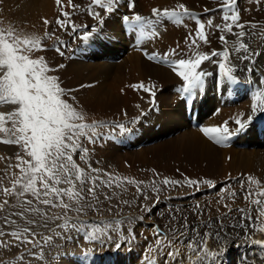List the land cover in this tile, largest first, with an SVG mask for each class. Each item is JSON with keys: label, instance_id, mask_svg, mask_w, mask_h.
Instances as JSON below:
<instances>
[{"label": "bare ground", "instance_id": "1", "mask_svg": "<svg viewBox=\"0 0 264 264\" xmlns=\"http://www.w3.org/2000/svg\"><path fill=\"white\" fill-rule=\"evenodd\" d=\"M73 2L82 5L83 9L90 0H73ZM177 3H184L190 11L197 12L196 14L205 22L208 18H213L215 23H222L219 12L204 14L203 11L205 7L217 9L219 5L216 0H135L136 7L133 11L152 18L153 7L173 9ZM62 4L64 10L71 11L67 0H62ZM236 7L240 10L242 21L251 20L264 25V6L257 5L255 0H238ZM124 12L132 14L127 7V0H121L119 11L109 17L93 37L85 42L79 39L85 29L82 28L75 35H69L57 27L55 20L59 15V9L55 0H0V29L6 31L11 28L21 36L43 37L46 30L43 20L48 19L51 21L48 30L55 32V35L66 43L64 57H60L52 50L36 55L46 56L53 66L65 65L53 74L61 78L65 88L77 89L72 94L77 97L79 107L86 116L85 122L97 121L104 124V127L97 129L99 135L94 145L84 141L89 149V156L87 161H80L78 158V163L82 169H85V176H100L107 180L109 177L105 173H108L114 181H121L120 187H116L115 182L112 187H105L97 181L96 197L104 206L103 209L132 208L133 212L132 223L129 225H132L137 235L135 244L120 243L121 247L117 249L113 240L109 239L94 247L82 249L81 246L85 244L82 241L83 237L78 235L82 241L79 245L70 243V240L63 241L59 244L60 248L52 249L56 254L48 257L47 263L151 264V261L155 260V264H164L167 259L166 251L172 249L149 251L150 248L156 247L154 243L157 237L153 235L154 226H158L162 234L170 237L169 230L177 228L183 222L184 216L188 217L190 223L198 224L200 216L196 212L199 210H194L199 204L203 209L201 213L203 220L211 219L214 222L212 229L200 228L201 232H215L218 225L223 223V235L227 240L221 243L228 248L227 253L221 257L223 264H264V245L255 243L264 239V234L252 232L251 237L244 235L250 231L252 221L242 218L247 212L241 214L235 211L237 208L251 211L254 207L247 205L244 200L247 191L246 182L245 187L241 188L238 180L244 177L246 181V176L250 174L264 182L263 142L256 138L251 125L247 133L231 139L227 146L209 141L199 129L191 127L184 116L181 101L173 92V86L182 83L179 78L166 66L149 61L137 50L127 48L128 40L123 34L120 22ZM73 20L81 25L92 26L97 23L83 10L73 13ZM185 22L188 23V28L165 22L166 30L162 27L158 38H145L142 44L152 53H163L169 47L175 48L177 44L185 49V37L189 31L195 30L194 22L187 20ZM248 31L251 32L252 29ZM218 36V32L211 35L210 46L202 45V49L222 50ZM229 39L231 40L232 37ZM248 39L252 51L259 55L252 61L244 62L237 60L235 55L232 56V62L237 66L239 83L231 85L225 81L221 85L220 96H217L213 88V86L216 88L215 83L220 79L218 66L210 63L205 65L207 71L213 75L206 78L204 89L196 95L199 99L196 102L200 107L197 120L204 127L219 125L240 113L251 114L253 95L258 89L264 88L258 83L259 78L264 75V40L259 37ZM43 42L51 49L55 46V37ZM248 68L252 71H247ZM140 81L145 83L151 81L157 86L154 109L148 103L147 93L134 92L125 87ZM88 84L93 86L80 87ZM229 93L237 95V101L228 100ZM142 96L144 99H141ZM137 104L140 108L136 107ZM0 110L9 109L0 106ZM141 111L144 112L142 116ZM121 124L125 126L126 131L121 132L116 127ZM229 126L235 127L231 122ZM6 127L11 125L8 124ZM0 137L10 138L5 134H0ZM238 144L240 147L237 146ZM15 150V145L0 143V157L1 152L11 155ZM91 169L100 171L93 173ZM154 174L160 175V180L166 177L181 181V184L167 188L161 183H147L142 193H138L134 185L123 181L126 176L141 177ZM185 176L197 180L211 179L216 186L208 188L202 184L197 191L195 187L183 183ZM154 185L161 189L158 192L161 193L159 203H155L157 192L153 190ZM222 189L237 193L234 203ZM145 196L149 198L145 199ZM222 196L226 199L217 204L216 201ZM224 203H228L233 209L227 216L222 215L227 211L223 207ZM145 207L151 208V211H145ZM36 216V225L41 227L43 223L45 228L60 220V217L48 218L43 214ZM173 216L176 217L175 220L172 219ZM217 217H220V220H217ZM208 243L215 249V239H210ZM178 246L184 252V264H188L186 248L182 245Z\"/></svg>", "mask_w": 264, "mask_h": 264}, {"label": "snow or ice", "instance_id": "2", "mask_svg": "<svg viewBox=\"0 0 264 264\" xmlns=\"http://www.w3.org/2000/svg\"><path fill=\"white\" fill-rule=\"evenodd\" d=\"M59 9V15L55 20V24L61 30L69 35H75L83 28L85 31L79 36L82 41H89L93 35L99 30L105 21L119 11L121 0H90L86 8L82 9V5L76 4L73 0H67L68 7L71 11L64 10L62 0H55ZM219 7L217 9L204 8V14L216 11L220 13L222 23H215L213 18L203 21L201 17L189 10L184 3H177L173 9H160L153 7L151 9V17L143 16L133 10L136 7L135 0H127V7L132 11V15H123L122 23L128 25V29L139 38L152 39L160 36V29L165 27V22H171L188 28L189 25L185 21H192L195 24V30L189 31L185 37V49L179 44L175 48L169 49L163 54L144 52L147 60L159 64H163L169 68L176 77L182 82L177 91L189 102L205 87L206 78L213 75L207 71L205 65L212 64L218 66L219 80L216 81L217 87H220L227 81L229 84L236 83L238 80L237 66L232 62V56L236 59L244 61H252L259 53L252 51L249 43L250 37H259L264 40V25H260L254 21H242L240 10L236 7L238 0H216ZM257 5L264 6V0H255ZM99 9V10H97ZM83 10L88 17L96 21L95 25H81L73 20V13ZM45 32L43 37L37 35H18L14 29H0V106H6L9 110H0V134H5L10 138L0 137V143L6 145H17L22 147L25 159L19 153L16 154V168L19 175L12 181L11 187L2 188L3 194L15 196L20 199L25 194H31L32 197L40 201L44 205L52 207H62L70 209V205L63 202V197L67 196L70 200L75 198L79 203L83 199L84 185L91 183V187L86 190L89 194H95L96 183L99 181L105 187H112L115 182L116 187L121 186L120 180H115L111 174L105 173L109 178L102 179L100 176H85V169H82L77 162L87 161L89 149L85 146L84 141L89 144H95L98 138V128L104 127L103 122L92 121L87 123L83 110L79 107V101L72 93L77 89L65 88L61 78L53 73L64 68L65 65H51L44 55H36L37 53L55 51L60 57L65 56L64 49L67 48L66 43L55 35V32L49 31L51 21L43 20ZM145 29H151L146 31ZM252 29L251 32L248 30ZM166 30V27H165ZM214 30V31H209ZM219 33L218 39L222 45V50L212 48L211 51L202 49L210 46L209 37ZM55 37V46L51 49L44 45V40ZM229 37H232L230 40ZM251 72L252 69L248 68ZM258 83L264 86V75H262ZM93 85H81V88L92 87ZM134 92H143L148 94V103L154 109L156 107L157 86L149 81L145 83L140 81L125 86ZM124 92V89H121ZM141 99H144L142 96ZM140 108V105H136ZM144 112L141 111V116ZM258 115H264V88L258 89L252 98L251 114L239 115L225 120L219 125L201 127L199 131L209 141L221 146H227V142L234 136H238L249 128L253 120ZM139 119V117H137ZM234 123L235 128H230L229 124ZM10 124L11 127H6ZM121 132L126 131L124 125H116ZM99 169H91V172H99ZM155 171V170H153ZM127 184L136 185V191L141 192L140 184L142 181L135 179L123 178ZM75 182H79L80 189L77 190ZM164 187L170 185H180L181 181L169 178H163L161 181ZM247 185V191L244 200L247 205L254 206L251 211L246 208H237L235 211L247 215H242L245 220L252 221V227L249 232L244 233L251 237L252 232H260L264 234V182L253 175H247L246 181L244 177L238 180L241 188ZM183 183L189 187H195L200 190V185H206L208 188H214L215 182L211 179H191L184 177ZM59 185H71L69 188H62ZM254 186V187H253ZM155 192L161 191L160 188L153 186ZM222 191H226L223 190ZM237 193L235 191H226V196L235 202ZM55 198L56 203L53 202ZM107 198V197H106ZM145 199L149 197L145 196ZM226 199L222 196L216 201L220 204L221 200ZM9 201L4 200L0 204V210H3ZM30 200H26L25 204L31 205ZM155 203H159L157 196ZM154 206V205H153ZM223 207L227 210L222 215L227 216L233 209L228 203H224ZM145 211H151V208L145 207ZM196 212L200 216L198 224L189 222L188 217H182V223L177 228L169 231L171 236L161 233L158 226H154L153 235L155 239V248H150V252H159L161 249H172L166 251L167 259L164 264H184L185 256L181 251L182 245L186 248L188 255L186 257L188 264H223L221 257L227 251V245L222 244L227 237L223 235V223H220L215 232L204 231L200 228L212 229L214 222L210 219L204 221L202 218L201 205H196ZM25 211H36L33 208H25ZM77 212H82V208H77ZM219 211V209H217ZM255 213V215H253ZM23 216L24 212L18 213ZM176 219L175 216L172 217ZM220 220V217L216 218ZM6 223H15V221H7ZM28 223H34L29 220ZM119 223V222H118ZM58 227L67 229L74 228L80 231L86 227L82 222L69 224L65 219L64 224ZM24 233H29L33 239H28ZM4 231H0V237L6 235ZM107 235L106 232H102ZM10 235L21 244H32L36 246L34 240L36 233L25 227L20 231H13ZM60 235V233H56ZM129 235L135 239L131 229ZM86 239H99L94 234H86ZM185 238L187 240L185 241ZM51 237L45 238L46 242L51 241ZM215 239L216 247L213 249L209 245V240ZM166 241V242H165ZM257 244L264 245V239L255 241ZM0 246L7 247V241H0ZM121 245L116 244L119 249ZM179 258V259H178ZM59 264V262H57ZM155 264V260L151 261Z\"/></svg>", "mask_w": 264, "mask_h": 264}, {"label": "rangeland", "instance_id": "3", "mask_svg": "<svg viewBox=\"0 0 264 264\" xmlns=\"http://www.w3.org/2000/svg\"><path fill=\"white\" fill-rule=\"evenodd\" d=\"M15 146L16 150L11 155L1 152L2 156L0 157V204H2L5 199L9 201L8 205L3 210H0V231L7 233L0 237V241L8 242L7 247L0 246V264H48V257L56 254L52 252V249L60 248L59 244L66 240H70V243H77L78 245L83 241L85 245L81 246L82 249L89 246L94 247V245L100 242H107L109 239L113 240L115 245L117 243L126 242H133L135 244L137 235L132 225H129V223H132L133 219L132 208L120 209L117 207L103 209L104 206L101 205L102 203H100L99 199L96 197V190L94 196L93 194H89L86 190L89 186H92L90 182V184L86 183L84 185V191L82 193L84 198L81 199L79 203L76 202L75 198L70 200L67 196L63 197V202L70 205V209L67 210L62 207L44 205L40 203L39 200L32 197L31 194H25V196L20 199H17L15 196L6 197L2 192V188L11 187L12 181L20 174L19 170L16 168V154L19 153L25 159L28 158L24 155L22 147ZM127 178L143 182L139 185L141 188L140 193H142L143 187L146 186L147 183H161V177L157 174L149 176L143 175L141 177L128 176ZM134 186L133 187L136 188V185ZM59 187L69 188L72 186L59 185ZM75 187L77 190L80 189L81 186L79 182H75ZM160 194L161 193H157L156 198L160 196ZM26 200H30L32 202L31 205L25 204ZM53 202L56 203L55 198H53ZM25 208H33L36 209V211H25ZM77 208H82L83 211L77 212ZM21 212H24L23 216L18 215V213ZM37 214H43L48 218L60 217V220L54 225H50V227L45 228L43 223L40 227L36 225ZM65 219H67L69 224L82 222L86 227L80 231L74 228L63 229L58 227V225L65 223ZM6 220L15 221V223H6ZM29 220L34 221V223H28ZM25 227L31 229V232L36 233L34 238L36 241L35 247L32 244H21L10 235L11 232L20 231ZM129 229H131L135 239L129 235ZM102 232H106L107 235H103ZM56 233H60V235H56ZM89 233L94 234L99 237V239H86V234ZM78 235L83 237L82 241ZM24 236L28 239H33V236L29 233H24ZM47 237H51V241L46 242L45 238ZM152 244L153 243H151V245ZM185 255L187 256V254Z\"/></svg>", "mask_w": 264, "mask_h": 264}]
</instances>
